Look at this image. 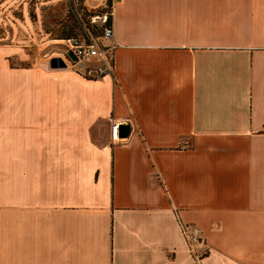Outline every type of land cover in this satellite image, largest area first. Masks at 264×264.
Instances as JSON below:
<instances>
[{"label":"crops","instance_id":"obj_1","mask_svg":"<svg viewBox=\"0 0 264 264\" xmlns=\"http://www.w3.org/2000/svg\"><path fill=\"white\" fill-rule=\"evenodd\" d=\"M112 19L101 77L0 41V264H264V0Z\"/></svg>","mask_w":264,"mask_h":264},{"label":"rangeland","instance_id":"obj_2","mask_svg":"<svg viewBox=\"0 0 264 264\" xmlns=\"http://www.w3.org/2000/svg\"><path fill=\"white\" fill-rule=\"evenodd\" d=\"M79 31L68 0H0V41L36 48L37 60L61 56L63 39ZM25 56L21 62L18 59L13 62L27 63L35 59ZM76 67L82 69L80 63ZM200 252L205 253L203 248Z\"/></svg>","mask_w":264,"mask_h":264},{"label":"built area","instance_id":"obj_3","mask_svg":"<svg viewBox=\"0 0 264 264\" xmlns=\"http://www.w3.org/2000/svg\"><path fill=\"white\" fill-rule=\"evenodd\" d=\"M113 2L68 0L80 31L63 39L61 57L67 65L80 63L85 74L91 77H101L113 71V50L117 46L112 19ZM69 51L74 54L75 60L68 54ZM180 225L193 256L200 259L205 253L200 252L199 248L202 238L199 228L185 222Z\"/></svg>","mask_w":264,"mask_h":264},{"label":"water","instance_id":"obj_4","mask_svg":"<svg viewBox=\"0 0 264 264\" xmlns=\"http://www.w3.org/2000/svg\"><path fill=\"white\" fill-rule=\"evenodd\" d=\"M68 54L75 60L74 54L69 51ZM48 64L51 67H64L66 66V62L63 60L61 56H51L48 60ZM130 123L122 122L117 125V136L118 137H126L130 132Z\"/></svg>","mask_w":264,"mask_h":264},{"label":"bare ground","instance_id":"obj_5","mask_svg":"<svg viewBox=\"0 0 264 264\" xmlns=\"http://www.w3.org/2000/svg\"><path fill=\"white\" fill-rule=\"evenodd\" d=\"M114 136L116 137V131L114 132Z\"/></svg>","mask_w":264,"mask_h":264}]
</instances>
